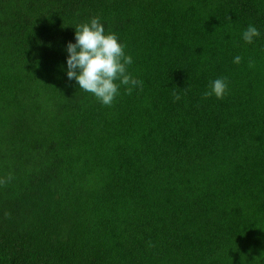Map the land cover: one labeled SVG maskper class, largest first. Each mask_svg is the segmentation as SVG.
I'll list each match as a JSON object with an SVG mask.
<instances>
[{
	"label": "trees",
	"instance_id": "obj_1",
	"mask_svg": "<svg viewBox=\"0 0 264 264\" xmlns=\"http://www.w3.org/2000/svg\"><path fill=\"white\" fill-rule=\"evenodd\" d=\"M94 17L111 106L63 70ZM0 264H264V0H0Z\"/></svg>",
	"mask_w": 264,
	"mask_h": 264
},
{
	"label": "clouds",
	"instance_id": "obj_2",
	"mask_svg": "<svg viewBox=\"0 0 264 264\" xmlns=\"http://www.w3.org/2000/svg\"><path fill=\"white\" fill-rule=\"evenodd\" d=\"M260 35L258 28L250 24L242 32V39L252 44ZM65 52L66 68L63 70L67 78L74 79L79 89L91 93L104 106L113 104L121 86L129 95L141 86L129 72L133 58L125 53V45L115 33H105L99 17L74 27V42H67ZM241 59L237 55L233 63L240 64ZM227 88L226 80L217 78L210 81L203 95L222 99Z\"/></svg>",
	"mask_w": 264,
	"mask_h": 264
}]
</instances>
